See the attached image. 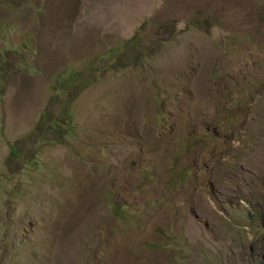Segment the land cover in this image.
Instances as JSON below:
<instances>
[{
    "label": "rangeland",
    "instance_id": "374dc122",
    "mask_svg": "<svg viewBox=\"0 0 264 264\" xmlns=\"http://www.w3.org/2000/svg\"><path fill=\"white\" fill-rule=\"evenodd\" d=\"M0 264H264V0H0Z\"/></svg>",
    "mask_w": 264,
    "mask_h": 264
},
{
    "label": "trees",
    "instance_id": "16d2710c",
    "mask_svg": "<svg viewBox=\"0 0 264 264\" xmlns=\"http://www.w3.org/2000/svg\"><path fill=\"white\" fill-rule=\"evenodd\" d=\"M115 50L117 51L116 48ZM93 62L94 60L90 59L80 68L75 66L66 67L55 78L50 88L58 94L63 104L56 113L43 112L41 114L39 129L42 133L37 137L47 140L46 137L50 134L53 138L48 139V143L64 144L72 136L74 129L77 127L74 120L73 104L86 88L94 82H99L96 80L97 72L95 67L92 66ZM10 151L12 159H18L22 155V150L17 145L11 146Z\"/></svg>",
    "mask_w": 264,
    "mask_h": 264
}]
</instances>
